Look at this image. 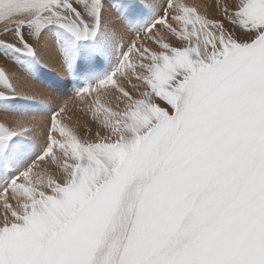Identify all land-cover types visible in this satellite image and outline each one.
<instances>
[{
	"label": "snow or ice",
	"instance_id": "6c2138e0",
	"mask_svg": "<svg viewBox=\"0 0 264 264\" xmlns=\"http://www.w3.org/2000/svg\"><path fill=\"white\" fill-rule=\"evenodd\" d=\"M152 5L115 69L74 93L115 99H96L95 129L72 125L68 100L43 99L44 149L0 191V264H264V0H216V16ZM112 9L0 0V57L18 66L10 53L47 47L68 67L65 50L95 41ZM20 81L0 67V100ZM33 120L0 125V161Z\"/></svg>",
	"mask_w": 264,
	"mask_h": 264
},
{
	"label": "bare ground",
	"instance_id": "6f19581e",
	"mask_svg": "<svg viewBox=\"0 0 264 264\" xmlns=\"http://www.w3.org/2000/svg\"><path fill=\"white\" fill-rule=\"evenodd\" d=\"M184 1L188 5L193 3V0ZM109 2L113 3L114 0H109ZM153 2L154 0H139L136 8L128 2L123 3V6L131 11L127 17L123 15V10L119 9V7H113L115 22L102 29L96 36L97 40L95 42L78 45L74 51L65 50V54L73 58L68 67L61 63L59 56L54 50L47 47L41 49L38 60H28L26 63L22 62V65L19 63L18 66L8 62L5 63L3 58L0 57V67L10 68L21 76V81L14 83H16L17 88L22 93L21 96H17L16 102L15 99L12 100L15 102L14 104H11L13 102L10 100L11 103L5 101V99L0 100V125L14 128L16 126L15 121L35 117L28 131L16 136V141L14 140L9 153L4 160L0 161V191H3L8 180L18 176L20 172L30 166L44 149L45 134L42 130L43 125L39 122L49 120L50 109L42 102L46 96H55L60 98L61 101H69V107L72 111L68 115L72 117V125L81 128L82 134L85 123L93 129L96 127L91 117V110L99 106L95 103L97 98L101 105L105 107L111 106L115 110L116 101L111 94H106V90H102L100 93L93 92L91 96H85L83 101L79 99L73 100L71 96L74 92L83 88L82 83L87 86L93 82V79L95 82L104 78L92 72V70L97 71V69L90 64L87 52L92 49L97 50L100 63L94 65L101 72L108 69L111 70L118 64L121 54L125 50L126 45L121 47L122 42H126L134 34L132 31L136 32L150 24L158 15V9L152 5ZM160 2L162 3L163 0H160ZM215 3L216 0H200L203 8L199 10L203 13L206 9L210 16H216ZM58 36L61 37L60 35ZM55 39L53 35V40ZM81 52L83 53L80 60L79 55ZM42 65L44 66L42 68L43 71L40 70ZM71 67H75V69L71 71ZM76 79L80 83L73 85L72 83ZM3 87V83L0 82V89ZM130 89L128 88V90ZM30 91L35 93L34 99L27 98ZM35 101L36 103H34ZM25 136H27L28 142L23 143ZM45 167L46 162H40L38 167L33 169V173L36 174ZM8 195L9 197L11 196L10 191ZM11 202L14 203V201ZM2 211L3 200L0 199V213Z\"/></svg>",
	"mask_w": 264,
	"mask_h": 264
},
{
	"label": "rangeland",
	"instance_id": "374dc122",
	"mask_svg": "<svg viewBox=\"0 0 264 264\" xmlns=\"http://www.w3.org/2000/svg\"><path fill=\"white\" fill-rule=\"evenodd\" d=\"M125 2H128V3H130L131 4V6H133V7H138V4H139V0H114V2L112 3L113 4V7L114 8H118L119 7V9H121V10H123V15L125 16V17H127V16H129V14L131 13V11L129 10V9H127V8H125L124 6H123V3H125ZM183 2L184 3H186L184 0H183ZM193 3H192V5H199L200 6V8H203L202 7V5L200 4V0H193L192 1ZM187 4V3H186ZM189 5H191V4H189ZM136 19H137V17H136ZM55 34H54V37L55 38H57V36L58 35H60L61 37H59L60 39H64V34L63 33H59V32H56L55 30H52ZM133 33H135V31H132ZM97 39H95V41H96ZM94 41V42H95ZM87 42V43H86ZM90 41H82L79 45H83V44H88ZM68 50H70L71 51V49H68ZM83 52H81L80 53V55H79V59L81 60V54H82ZM10 56H12V58L13 59H16L19 63H21V65L23 64L22 62H27L28 60L30 61V60H32L31 58H28V57H26V56H23V55H21L20 53H14V54H11L10 53ZM75 58V57H74ZM87 58H88V60H89V62H90V64H92V66L93 67H95L96 69H97V71H94V70H92V72L93 73H95L96 75H100L101 76V78L102 77H105L107 74H109V73H111L114 69H115V67L117 66V65H115L111 70H106V71H103V72H101L100 70H99V68L98 67H96L94 64H97V63H100V57H99V54H98V51L97 50H95V49H92V50H90V51H88L87 52ZM73 59V58H72ZM23 60V61H22ZM25 60V61H24ZM72 61V60H71ZM8 63H11L12 65H14L11 61H8ZM36 64V63H35ZM37 66V65H36ZM43 66V65H42ZM41 66V71H43L42 70V68H44V66L42 67ZM71 69V71H73L74 69H75V67H71L70 68ZM100 71V72H99ZM93 82H94V79L92 80ZM133 82H135V81H133ZM78 83H80L79 81H78V79H76L75 80V82L74 83H72L73 85H77ZM82 83V82H81ZM82 85H83V87H85V84L84 83H82ZM76 88V87H75ZM129 89H130V87H129ZM131 91H132V89H130ZM129 90V91H130ZM75 93V92H74ZM95 93V92H94ZM73 96H74V94H72V96H71V98H73ZM88 96H91V95H88ZM15 99V102L17 101V96H15V97H10V98H7V99H5V101H11V102H13V103H11L10 101V103L11 104H14L15 102L14 101H12V100H14ZM34 103H36V101L34 102ZM27 136H25V138L23 139V143H26V142H28V140H27V138H26ZM14 140L16 141V136L15 137H13V139H12V141H10L9 142V144H10V148L12 147V145H13V143H14ZM23 148V147H22ZM10 150V149H9ZM8 153H9V151H8ZM34 174V178H35V173H33ZM13 179V178H12ZM11 179V180H12ZM11 180H8L7 182H10Z\"/></svg>",
	"mask_w": 264,
	"mask_h": 264
}]
</instances>
